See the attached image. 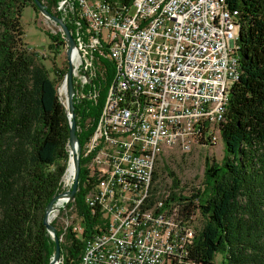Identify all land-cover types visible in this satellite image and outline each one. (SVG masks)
<instances>
[{"label": "built area", "instance_id": "obj_1", "mask_svg": "<svg viewBox=\"0 0 264 264\" xmlns=\"http://www.w3.org/2000/svg\"><path fill=\"white\" fill-rule=\"evenodd\" d=\"M55 3L75 43L74 101H95L103 61L114 65L94 131L80 149L87 178L96 179L84 202L99 218L77 264H183L195 217L178 216L182 206L160 190L156 166L168 149L188 153L215 142L213 115L227 104L239 68L237 10L224 0ZM62 85L65 76L58 91ZM61 97L67 100L66 92ZM73 230L83 232L80 224ZM57 264H64L61 255Z\"/></svg>", "mask_w": 264, "mask_h": 264}, {"label": "trees", "instance_id": "obj_2", "mask_svg": "<svg viewBox=\"0 0 264 264\" xmlns=\"http://www.w3.org/2000/svg\"><path fill=\"white\" fill-rule=\"evenodd\" d=\"M40 1L57 16L55 0ZM226 5L237 10L240 77L229 92L220 125L224 164L209 169L206 189L190 197L175 193L179 181L164 167L173 189H160L180 203L179 217L199 212L205 221L183 264H214L216 254L222 255L221 264H264V0H226ZM26 7L39 13L33 0H0V264L49 263L54 243L43 217L60 193L69 161L68 116L57 95L67 70L54 68L51 79L24 42L21 14ZM46 34L57 55L61 34ZM102 64L106 71L95 101H74L80 147L94 131L114 75L111 62ZM95 182V177L87 178L80 159L77 192L66 207L75 211V220L64 232L56 220L51 222L64 264L79 262L84 240L94 233L99 216L91 214L84 199ZM77 224L80 234L73 230Z\"/></svg>", "mask_w": 264, "mask_h": 264}, {"label": "rangeland", "instance_id": "obj_3", "mask_svg": "<svg viewBox=\"0 0 264 264\" xmlns=\"http://www.w3.org/2000/svg\"><path fill=\"white\" fill-rule=\"evenodd\" d=\"M236 23L239 25L237 18ZM21 25L24 31V42L32 51L37 53V60H40L39 62L48 71L51 79L55 77L54 68L57 70H67L68 63L63 46L59 49L60 52L58 51L57 55H53V50H50L49 48L51 40L46 34V32L52 35L61 33V28L59 26L55 25L43 15L39 13L37 14L30 7H26L22 11ZM238 27L240 29V26ZM52 58H54V61H52ZM53 62L55 63L54 67L52 65ZM60 101L66 108L64 97H61ZM226 105L227 104L222 105V112L220 114L223 121ZM221 124L222 123L220 122L219 124L217 120L213 122L214 131L215 134H217V137L211 146L197 144L188 153H182L177 149H168L165 151L158 160L156 166L155 181L161 190H168L169 188L173 189L171 186L172 181L164 171V167L172 171L175 174L176 179L179 181V186L175 189V193L180 194L183 197H190L192 194H196V192L202 193L204 189H206V175H209L208 170L211 168L216 170L221 169L225 161V149L220 134ZM64 190H67V188L63 184L62 178L60 193ZM62 211L63 212H60L58 218L55 220L57 228L60 230L62 229L64 232L66 225L71 223L73 219L75 220V211ZM204 223L205 221L199 212H196L194 222V230L196 233H199L203 229ZM221 260L222 255L216 254L213 263L221 264Z\"/></svg>", "mask_w": 264, "mask_h": 264}, {"label": "water", "instance_id": "obj_4", "mask_svg": "<svg viewBox=\"0 0 264 264\" xmlns=\"http://www.w3.org/2000/svg\"><path fill=\"white\" fill-rule=\"evenodd\" d=\"M33 3L38 10L39 14L43 15L48 20L52 21L55 25L59 26L61 28L62 34L64 36V41L66 43L67 49H66V57H67V72L65 74V86H66V95H67V103H66V112L68 116V124H69V148L73 149V164H74V175H73V181L71 189L63 195L68 196V203L64 205L63 208H65L69 203H71L74 200L75 194L77 192V186H78V179H79V173H80V144L77 137V121H76V114L74 113V84H73V67L70 62V56L72 53V50L75 47L74 40L70 34V31L66 25L62 21L61 18L50 14L46 7L42 4L40 0H33ZM62 196L61 193L56 195L51 199V201L48 203L45 214L43 217V224L45 226V229L52 239L54 243V252L53 255L49 261L48 264H57L60 255V239L56 236L55 228L51 224L50 215L55 209V205L57 203V200L59 197Z\"/></svg>", "mask_w": 264, "mask_h": 264}, {"label": "bare ground", "instance_id": "obj_5", "mask_svg": "<svg viewBox=\"0 0 264 264\" xmlns=\"http://www.w3.org/2000/svg\"><path fill=\"white\" fill-rule=\"evenodd\" d=\"M225 1V0H224ZM239 25L237 23H235L234 28H233V36H234V40L236 42L238 35H239ZM237 51H238V47H237ZM237 61H238V69L236 70V74H234V76L232 77V79L229 82V89L227 92V101L229 98V92L232 89V87L234 86V84L238 81L239 77H240V66H239V59L237 56ZM66 92V88L65 85H62L58 91V95L60 94H64ZM67 100H65V103ZM62 103V102H61ZM63 105V104H62ZM64 106V105H63ZM222 112V108L219 111H216L215 115H213V122H215L216 120L222 123L223 120L220 117V114ZM69 151V161H68V165L65 171V174L63 176V184L65 185V187L67 188V190H64L61 195L59 197V199L57 200V203L55 205V209L53 210V212L50 215V220L51 222L57 217V215L59 214V212L63 209L64 205L66 203H68V196L67 195H63V193L69 191V187L71 186V183L73 181V175H74V164H73V149L68 148ZM90 230V229H89Z\"/></svg>", "mask_w": 264, "mask_h": 264}]
</instances>
